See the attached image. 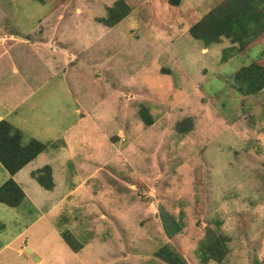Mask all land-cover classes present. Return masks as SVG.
<instances>
[{
  "label": "rangeland",
  "instance_id": "obj_1",
  "mask_svg": "<svg viewBox=\"0 0 264 264\" xmlns=\"http://www.w3.org/2000/svg\"><path fill=\"white\" fill-rule=\"evenodd\" d=\"M116 1L0 0V116L54 144L35 166L55 174L48 191L27 168V199L0 204V264H166L163 247L217 264L199 258L208 230L223 264H264V90L232 80L264 34L223 60L228 40L204 49L189 28L224 0H121L129 14L98 24Z\"/></svg>",
  "mask_w": 264,
  "mask_h": 264
},
{
  "label": "trees",
  "instance_id": "obj_2",
  "mask_svg": "<svg viewBox=\"0 0 264 264\" xmlns=\"http://www.w3.org/2000/svg\"><path fill=\"white\" fill-rule=\"evenodd\" d=\"M183 0H168L171 7H178ZM129 14V8L121 0L116 1L106 11V16L97 19V23L111 28ZM264 34V0H224L213 7L206 15L189 28V35L200 42L204 49L216 45L221 40H228L230 46L223 50V60L227 53L232 57L246 55ZM235 90L249 96L264 90V52L262 56L247 66L237 70L233 77ZM151 125L150 119H145ZM54 146L52 142L41 143L33 138L23 142L22 132L8 121L0 120V165L7 172L8 178L0 185V204L9 208L18 207L25 199V194L14 180V175L33 161L46 149ZM30 177L44 190H52L54 180L49 165L31 172ZM1 230V227H0ZM163 230L172 238L181 228L170 219H163ZM65 243L74 251L67 234L61 233ZM220 236L207 231L200 244L199 258L203 263L214 261L223 264L226 248ZM166 264H179L174 249L163 247L156 254Z\"/></svg>",
  "mask_w": 264,
  "mask_h": 264
},
{
  "label": "crops",
  "instance_id": "obj_3",
  "mask_svg": "<svg viewBox=\"0 0 264 264\" xmlns=\"http://www.w3.org/2000/svg\"><path fill=\"white\" fill-rule=\"evenodd\" d=\"M15 38V37H14ZM16 39H19V38H16ZM25 41V40H24ZM52 51H55L54 48L51 49ZM0 120H2V116H0ZM15 127V126H14ZM51 149H54V150H61V149H64L63 147H55V148H51ZM43 154V152L41 154H39L33 161H31L29 164H27L24 168H22L18 173H16L14 175V180L15 182L19 185V187L22 189V191L24 192V188L23 186H26V187H30L32 188L33 184L30 180L27 179L26 177V173H25V170L27 168H32L30 169L29 171V175L31 174V172L43 167L44 165H49L50 167L52 166V162H50V160L47 161L46 164H43L41 163L40 165H36L35 166V162L37 159H39L41 157V155ZM34 164V165H33ZM29 166H33V167H29ZM52 168V167H51ZM23 172H24V176H23ZM52 176H53V180L55 181V174H54V171H53V168H52ZM23 185V186H22ZM33 189V188H32ZM43 189V188H42ZM36 193H39V191H36ZM25 194V199H27V195L26 193L24 192Z\"/></svg>",
  "mask_w": 264,
  "mask_h": 264
},
{
  "label": "water",
  "instance_id": "obj_4",
  "mask_svg": "<svg viewBox=\"0 0 264 264\" xmlns=\"http://www.w3.org/2000/svg\"><path fill=\"white\" fill-rule=\"evenodd\" d=\"M15 38H18V37H15Z\"/></svg>",
  "mask_w": 264,
  "mask_h": 264
}]
</instances>
